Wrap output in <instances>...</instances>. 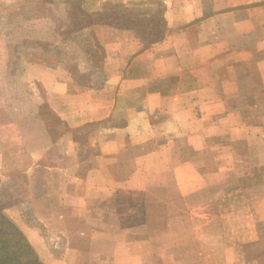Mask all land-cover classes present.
<instances>
[{
  "label": "crops",
  "instance_id": "crops-1",
  "mask_svg": "<svg viewBox=\"0 0 264 264\" xmlns=\"http://www.w3.org/2000/svg\"><path fill=\"white\" fill-rule=\"evenodd\" d=\"M159 1L166 34L149 45L69 20L80 28L72 39L90 40L84 80L74 82L65 55L29 57L23 75L44 93L62 125L53 138L74 162L38 191L25 183L45 231L41 264H264V0ZM126 2L78 5L95 13ZM154 187L158 204L173 205L155 231L145 208Z\"/></svg>",
  "mask_w": 264,
  "mask_h": 264
},
{
  "label": "rangeland",
  "instance_id": "rangeland-1",
  "mask_svg": "<svg viewBox=\"0 0 264 264\" xmlns=\"http://www.w3.org/2000/svg\"><path fill=\"white\" fill-rule=\"evenodd\" d=\"M127 1L129 4L138 0ZM78 3L79 0H23L20 6L15 7L0 4V196L6 206V214L24 232L27 239L31 240L33 244L30 243L34 249L36 245L38 248L42 247L45 231L28 210V188L25 187V183L28 184L31 179V183L34 182L38 186L35 189L38 191L42 189L39 186L43 179L57 180L64 177H61L59 172L55 174L54 168L74 162L68 159V156L61 155L67 143L53 138L52 131L59 138L62 125L56 123L55 120L53 122V113L45 105L44 93L40 91L38 85L30 87L25 79L27 75L25 74L24 77L23 72L27 67L29 57L53 52L57 54L59 60L65 55L64 66L75 69L73 78L75 83H77V78L84 80L85 76L78 74V70L86 71L85 59L88 56L86 50L91 52L90 40H79L77 43L76 38H71L74 37L73 33L77 29L68 26L71 24L70 14H78V8H80ZM142 7L152 11L158 10L157 13L151 14L152 30L158 31L159 7L155 5H143ZM83 33L82 36L85 35ZM49 35H56V37L50 40ZM139 38L144 44L143 38L140 36ZM49 40L54 45L46 48L44 42ZM42 54L38 56L41 62H49L50 60L45 59ZM24 56L27 57L26 60ZM72 59L77 60L74 62ZM90 128L92 129L90 126L87 131L91 130ZM79 142L82 141L77 143ZM27 152L31 156H28ZM30 159L34 164L39 165L32 175L27 172L32 163ZM159 194L160 192L155 187L150 188L148 203L145 205L149 213L148 225L150 228L153 227L154 231L161 222L157 218L158 212L170 214L173 211L172 204L157 203ZM162 194L168 195L167 191ZM170 194H172V189H169ZM197 196L199 199L203 195ZM188 205L186 203L184 206L187 208ZM180 206L182 204L176 207L180 209ZM207 211L214 212L210 210V206ZM197 238L198 246L204 244V237L198 236ZM37 254L40 258L42 253L37 252Z\"/></svg>",
  "mask_w": 264,
  "mask_h": 264
},
{
  "label": "trees",
  "instance_id": "trees-1",
  "mask_svg": "<svg viewBox=\"0 0 264 264\" xmlns=\"http://www.w3.org/2000/svg\"><path fill=\"white\" fill-rule=\"evenodd\" d=\"M143 5L159 7V29L153 31L151 27L152 11ZM165 6L159 0H138L126 4H105L99 12L86 13L78 8V14H70L72 24H81V28L91 25H106L116 29H125L135 32L142 37L145 44L158 42L166 34L163 18ZM155 22V21H154ZM80 29V28H76ZM148 30V31H146ZM76 31V30H75ZM1 194V192H0ZM0 264H41L34 247L24 232L6 214V206L0 196Z\"/></svg>",
  "mask_w": 264,
  "mask_h": 264
}]
</instances>
